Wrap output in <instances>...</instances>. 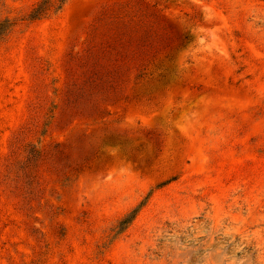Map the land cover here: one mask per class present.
I'll list each match as a JSON object with an SVG mask.
<instances>
[{
    "label": "rangeland",
    "instance_id": "1",
    "mask_svg": "<svg viewBox=\"0 0 264 264\" xmlns=\"http://www.w3.org/2000/svg\"><path fill=\"white\" fill-rule=\"evenodd\" d=\"M0 0V264H264V0Z\"/></svg>",
    "mask_w": 264,
    "mask_h": 264
},
{
    "label": "trees",
    "instance_id": "2",
    "mask_svg": "<svg viewBox=\"0 0 264 264\" xmlns=\"http://www.w3.org/2000/svg\"><path fill=\"white\" fill-rule=\"evenodd\" d=\"M66 0H60L61 5L56 9L59 10ZM52 8L51 0H42L30 13L29 18L32 20L40 19L45 16V12Z\"/></svg>",
    "mask_w": 264,
    "mask_h": 264
}]
</instances>
